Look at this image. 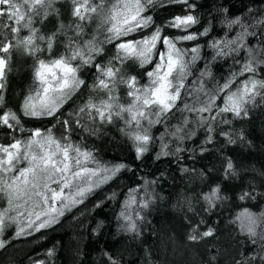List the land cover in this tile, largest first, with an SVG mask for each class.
Masks as SVG:
<instances>
[{
    "label": "snow or ice",
    "instance_id": "6c2138e0",
    "mask_svg": "<svg viewBox=\"0 0 264 264\" xmlns=\"http://www.w3.org/2000/svg\"><path fill=\"white\" fill-rule=\"evenodd\" d=\"M60 0H0V199H5L7 207L0 208V250L6 249L15 239L31 236L42 229L51 228L59 222L66 211L79 204H83L96 189L113 180L122 169L129 166L123 163L101 165L93 150L85 144L73 143L71 136L79 129L87 133L88 137L106 134L108 125H114L116 120L123 121L124 127H117L122 135L131 141L137 160H142L149 151L153 141L150 128L162 123L168 114L177 106L181 99V91L185 88V80L191 75V66L200 56V46L190 49L177 47L178 43L197 41L200 37L208 36L212 31L211 21L202 31H192L194 26L201 24V19L193 14L196 4L190 0H70L73 23L65 25L60 19V10L55 6ZM181 4L185 6L184 15H175L156 25L149 10L157 6ZM224 14L222 23L231 30L239 26L241 32L234 39L213 40L209 47L218 56L239 55L241 50L248 54L238 73L219 87L216 95L205 92L203 79L197 91L205 92L207 103L200 108H191L187 104L184 109L199 113H213L212 121L231 113L233 118L242 119L248 116L247 105L254 104L259 96L264 100V80L255 79L260 64L255 53L264 52V17L256 19L260 32H250L249 25L244 23L241 16L234 18L228 15L227 8L219 9ZM253 10L249 9V13ZM56 18L57 27L50 34L41 33L37 24L43 25L48 18ZM215 20V17H212ZM96 22L94 34L88 39L85 36V23ZM154 27L150 36L141 40L126 39L132 33ZM174 29L182 35L175 37L162 36L164 29ZM22 31L27 35L21 36ZM64 37L60 40V37ZM259 36L261 47L256 49L246 45L247 37ZM101 37H103L101 39ZM43 43V47L41 46ZM157 43L165 46V51L159 52V62L153 71L147 72L149 83L141 86L134 75H128L125 64L135 60L143 67L150 63ZM114 44L116 54L106 62H97L98 57L105 53L104 45ZM63 47L59 56H53L54 48ZM227 49V51L225 50ZM14 52H20L33 57L32 73L34 89L25 96L20 108V115L12 109L5 110L4 93L7 89V78L13 71L12 57ZM47 54L48 58H40ZM190 57L189 59H185ZM85 68L94 69L95 77L92 85H88L81 78ZM245 73L250 74L240 82L236 91H230L231 85ZM201 78L211 76L207 70L200 73ZM120 86L127 89V96L131 103L127 106L119 103L118 90ZM82 88H89L88 100L72 112L65 114L64 105ZM220 93H225L223 105L216 104ZM102 94L105 98H98ZM127 114V117H125ZM21 116L33 119L51 118L59 125L61 136L53 135L52 128L27 130L21 123ZM145 122L147 127H145ZM230 124V120H221ZM188 123L185 119L184 124ZM208 124L205 141L196 148L186 149L177 146L174 152L168 150V143H162L156 159L161 156L177 155L179 160L183 152L199 153L203 155L212 149L206 145L215 142L214 129L209 123V117L201 115L200 125ZM182 127H177L171 133L177 144L185 139L191 140L195 131L187 135H180ZM27 132L26 138H17L18 134ZM220 135L226 137L227 144L237 141L227 132ZM87 138V137H86ZM243 141V133L240 134ZM7 140L5 143L3 141ZM190 158H193L190 156ZM224 161L223 177L225 180L238 176L237 168L229 156H222ZM27 166L21 167V163ZM93 165V166H89ZM182 168V171H188ZM155 181L145 182L144 189H130L123 210L118 215L122 221L121 230L135 235L140 234L139 224L145 217L141 211L155 202L152 193L146 191L147 185ZM55 185V187H53ZM144 190L145 198L137 200L136 193ZM221 186L217 184L205 193L202 199L208 205L207 210L216 207V202L227 199L221 196ZM116 193L111 198H115ZM240 200L255 199L254 191H242L237 196ZM137 205L139 211L133 215L129 209ZM100 205H96L99 207ZM246 218L247 223H244ZM241 221V231L246 232L251 243L259 242L260 251L251 257L237 261L236 264H264V234L257 232V227L264 228L260 218L247 209L236 218ZM202 224L203 221H200ZM14 227L11 237L5 238V233ZM104 227L99 221L94 231ZM215 230L208 228L199 232V224L194 225L187 237L190 241L201 240L214 235ZM54 255V249H49L48 257ZM107 264H120V260L107 252ZM32 264H45L44 260H33Z\"/></svg>",
    "mask_w": 264,
    "mask_h": 264
},
{
    "label": "trees",
    "instance_id": "16d2710c",
    "mask_svg": "<svg viewBox=\"0 0 264 264\" xmlns=\"http://www.w3.org/2000/svg\"><path fill=\"white\" fill-rule=\"evenodd\" d=\"M196 4L193 14L201 19V24L194 26L192 31H202L211 21L212 31L208 36L200 37L197 41L179 43L182 49L200 46V59L191 66V75L185 80V88L181 91V99L177 106L168 114L162 123L150 128L152 143L149 151L142 160H137L131 141L117 131V127H124L123 121L116 120L114 125H108L106 134L88 137L87 133L79 129L72 134L73 143H82L93 150L101 165L126 164L128 169H122L116 178L96 189L83 204H79L66 211L59 222L51 228L42 229L31 236L13 240L3 250H0V264H32L33 260H44L45 264H107V252L120 260V264H236L237 261L251 257L259 249V242L253 245L246 234L241 231V221L236 218L245 209L260 218L264 224V100L258 96L254 104L247 105L248 116L242 119L233 118L231 113L217 117L216 121L210 119L213 113H199L187 111L184 105L191 108H200L207 103L209 95H216L220 86L229 80L233 73H238L242 64L248 57L245 50L239 55L218 56L215 50L209 47L213 40L234 39L240 32L239 26L229 30L222 23L225 16L219 11L221 8L229 10L232 18L241 16L244 23L249 25L250 32H260V26L255 24L256 19L264 17V0H190ZM60 10V19L65 25L74 22L71 15L72 4L70 0H61L55 5ZM249 9L253 11L249 13ZM146 15H151L156 25H163L165 21L175 15H184L185 6L181 4L157 6L149 10ZM215 20H212V17ZM41 33L47 35L55 31L57 21L50 16L43 25L37 24ZM88 28L85 23V31ZM155 30L149 27L132 33L126 39L141 40L150 36ZM183 33L165 28L162 36L175 37ZM27 35L22 31L21 36ZM86 36V35H85ZM84 36V38H85ZM87 38V37H86ZM103 37H101L102 39ZM64 37H60L63 40ZM259 36H249L246 45L256 49L261 47ZM43 47V43L41 42ZM163 44L153 51L152 60L143 67L138 61L129 60L125 67L128 75H134L140 85L147 83V72L153 71L159 60V52ZM60 48H54L53 56H59ZM105 53L97 58V62H106L116 54L114 44L104 45ZM227 51V49H225ZM257 60L264 61V52L255 53ZM40 58H48L42 54ZM190 58V57H189ZM33 57L20 52H14L12 57L13 71L7 78V89L4 93L5 110L12 109L20 115V108L25 96L34 89L32 73ZM211 76L201 78L200 73L205 70ZM255 79L264 80V64L257 66ZM81 78L90 86L94 82L95 70L85 68L80 74ZM250 74L245 73L231 85L230 91H236L240 82L247 79ZM203 79L205 92L197 91L200 80ZM90 95L89 88H82L63 107L67 114L85 103ZM225 93H220L217 99L218 106L223 105ZM98 98H105L102 94ZM201 115L209 117L214 132L215 142L206 145L212 149L203 155L197 149L195 153L183 152L182 160L177 155L161 156L156 159L161 150L162 143H168L170 152L180 146L186 149L196 148L205 141L208 124L200 125ZM126 117V116H125ZM188 123L185 125L184 121ZM230 120V124L221 123V120ZM21 123L27 130L36 128L42 131L52 128L53 135L61 136L59 125L51 118L33 119L21 116ZM145 127L146 124L144 125ZM177 127H182L180 135H187L195 131L196 135L191 140L185 139L177 144L171 133ZM221 132L229 133L235 144H227L226 137ZM243 133V141L240 134ZM2 134V132H0ZM27 132L18 134L17 138H26ZM87 137V138H86ZM7 143L8 141H3ZM232 158L238 176L225 180L223 177L224 161L222 156ZM192 156L193 158H190ZM182 168L189 169L182 171ZM155 181L147 185L146 191L152 193L155 202L149 208L141 211L145 217L139 224L140 234L127 233L121 230L122 221L118 220L119 213L123 210L130 189H144L145 182ZM217 184L221 186V199L216 202V207L207 210L208 205L202 196L209 193ZM242 191H254L255 199L240 200L237 198ZM116 193L115 198L112 194ZM137 200L145 198V191L136 194ZM100 205L96 207V205ZM129 211L135 215L139 211L137 205H132ZM244 223H247L246 218ZM99 221L104 222V227L98 232L96 229ZM200 221H203L201 224ZM199 224V232L208 228L215 230L214 235L201 240L190 241L187 239L192 227ZM257 232L264 234V228L258 226ZM14 227L5 233V238L11 237ZM49 249H54L52 257L47 256ZM259 264V261L256 262Z\"/></svg>",
    "mask_w": 264,
    "mask_h": 264
},
{
    "label": "rangeland",
    "instance_id": "374dc122",
    "mask_svg": "<svg viewBox=\"0 0 264 264\" xmlns=\"http://www.w3.org/2000/svg\"><path fill=\"white\" fill-rule=\"evenodd\" d=\"M61 1V0H60ZM87 25H88V28L86 29V31H85V38L84 39H88V38H90V36L91 35H93L94 34V31H95V29H96V22L95 21H93L92 23H87ZM87 37V38H86ZM158 46V43H157V45H156V47ZM177 47H179V48H181L180 47V45H179V43L177 44ZM182 49V48H181ZM60 51L61 52H63L64 51V49H63V47L62 48H60ZM162 51H165V46L163 45V47H162ZM186 60L187 59H189V57H186L185 58ZM135 61V60H134ZM158 62H159V60H158ZM157 62V63H158ZM155 68V67H154ZM125 69H126V71L128 72V69L125 67ZM149 83V78H148V80H147V83L146 84H148ZM145 84V85H146ZM141 86H143V85H141ZM118 96H119V103L120 104H122V105H125V106H127L128 104H130L131 103V98L130 97H128L127 96V89H126V87H124V86H120L119 87V90H118ZM125 116L127 117V114H125ZM145 124H146V126H147V123L145 122ZM21 167H25V166H27L26 165V163H21V165H20ZM89 166H93V165H89ZM53 187H55V185H53ZM4 207H7V202H6V200L5 199H0V208H4Z\"/></svg>",
    "mask_w": 264,
    "mask_h": 264
}]
</instances>
